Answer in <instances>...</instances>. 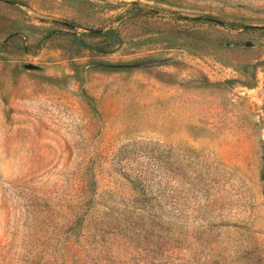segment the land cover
<instances>
[{
  "label": "rangeland",
  "instance_id": "1",
  "mask_svg": "<svg viewBox=\"0 0 264 264\" xmlns=\"http://www.w3.org/2000/svg\"><path fill=\"white\" fill-rule=\"evenodd\" d=\"M0 264H264V0H0Z\"/></svg>",
  "mask_w": 264,
  "mask_h": 264
}]
</instances>
